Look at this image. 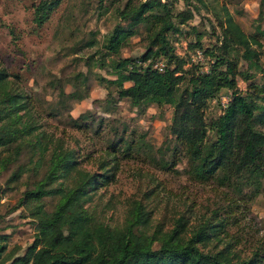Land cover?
I'll list each match as a JSON object with an SVG mask.
<instances>
[{
    "label": "rangeland",
    "instance_id": "374dc122",
    "mask_svg": "<svg viewBox=\"0 0 264 264\" xmlns=\"http://www.w3.org/2000/svg\"><path fill=\"white\" fill-rule=\"evenodd\" d=\"M37 1L0 0V72L8 90L19 98L20 119L14 127L36 134L26 135L18 156L0 167V236L4 238L0 244L5 245L6 257L22 255L31 244L35 220L30 213L35 202H24V192L48 171L51 151L61 154L63 150L72 153L79 169L95 175L86 208L97 222L121 227L139 203L146 222L136 229L143 234L169 231L178 220L180 239L201 229L195 244L203 252L244 257L264 248V181L255 194L246 184L238 190L213 180L197 181L189 173L184 147L170 134L172 108L167 104L132 106L126 98L117 97L114 85L106 90L96 79L99 75L115 78L111 67L118 59H137L145 52L148 25L144 23L137 25L117 55H105L102 47L113 26L123 24L119 12L143 0H61L41 24L32 19ZM160 1L168 3L173 13L186 8L182 0ZM189 3L192 18L182 25L174 21L178 31L169 34L175 53L183 59L192 56L188 44L196 36L202 48L220 45L217 17L222 7L245 34H257L260 70H249L247 81L237 77L236 92L253 96L257 103L253 125L264 131V0ZM228 49L236 59L235 48ZM200 63L206 66L207 57ZM159 64L163 69L162 59L152 66ZM245 66L238 60L239 71ZM229 98L230 91L221 89L207 101L205 142L215 139L214 122ZM43 136L48 139L47 151L42 141L39 155L27 142ZM13 172L19 176L10 181ZM58 197L49 194L36 203L50 212ZM156 247L155 242L152 248Z\"/></svg>",
    "mask_w": 264,
    "mask_h": 264
},
{
    "label": "trees",
    "instance_id": "16d2710c",
    "mask_svg": "<svg viewBox=\"0 0 264 264\" xmlns=\"http://www.w3.org/2000/svg\"><path fill=\"white\" fill-rule=\"evenodd\" d=\"M60 2L38 0L33 5V21L44 22ZM182 2L186 8L176 13L160 0L138 1L135 7L120 11L123 24H115L105 35L104 54L117 55L141 23L148 25L147 48L137 59H118L111 67L115 78L99 75L96 79L106 90L108 85H114L117 97L126 98L132 106L167 104L172 108L169 131L184 147L189 173L194 179L213 180L238 190L246 184L250 194H255L264 181V131L254 128L257 103L251 94L236 92V78L247 81L251 77L249 70H260V41L256 33L245 34L222 7L217 17L222 31L220 45L202 48L198 36L194 43L188 44L192 51L200 50L210 59L207 70L201 71L199 65L188 61L189 56L183 59L177 55L169 39V34L178 31L174 21L182 25L192 18L190 0ZM229 47L235 48L236 59L230 57ZM159 59L164 62L161 71L152 66ZM238 60L246 63L243 70L237 69ZM186 64L189 69H183ZM221 89H228L230 98L214 122L215 139L205 142L203 113L207 101ZM0 95V167L3 168L18 156L25 136L36 134L23 126L14 127L20 119L17 115L20 109L16 107L19 98L8 90L1 72ZM109 97L107 91L106 98ZM47 140L43 136L27 144L40 155L42 141L43 150L47 151ZM51 154L48 171L32 189L24 192V202H35L30 213L35 220L33 240L22 255L14 257H6L5 245L0 244V264H264L262 247L244 257L234 254L222 258L219 252L201 251L195 244L201 229L187 239H180L176 233L178 220L169 231L143 234L136 229L146 222V213L139 203L121 227L110 228L95 221L86 208L93 194L95 184L91 182L95 175L79 169L68 150L61 154L51 151ZM18 176L19 172H13L9 180ZM52 183L57 187H51ZM49 194L59 197L54 208L46 212L36 202ZM0 241H4L2 236ZM155 242L157 247L153 249Z\"/></svg>",
    "mask_w": 264,
    "mask_h": 264
},
{
    "label": "built area",
    "instance_id": "2783aa9c",
    "mask_svg": "<svg viewBox=\"0 0 264 264\" xmlns=\"http://www.w3.org/2000/svg\"><path fill=\"white\" fill-rule=\"evenodd\" d=\"M204 55L202 54V52L200 51V50H194L193 51V53H192V56L191 57H189V61H190V63H194V64H197V65H199V68H200V70L201 71H206L207 70V68H208V63L210 62V59L207 57V63H206V66H201V64L202 63H200L202 60H203V58L204 57H206V56H204ZM157 70H159V71H161L162 70V67H161V65L159 64V66L158 67H155Z\"/></svg>",
    "mask_w": 264,
    "mask_h": 264
}]
</instances>
